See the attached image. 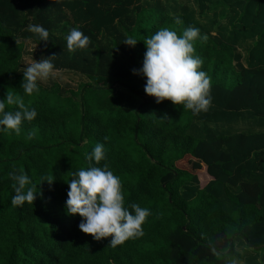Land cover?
I'll return each mask as SVG.
<instances>
[{
  "label": "trees",
  "instance_id": "obj_1",
  "mask_svg": "<svg viewBox=\"0 0 264 264\" xmlns=\"http://www.w3.org/2000/svg\"><path fill=\"white\" fill-rule=\"evenodd\" d=\"M31 24L49 41L38 42ZM72 27L89 36L87 48L66 49ZM162 27L207 36L194 45L211 80L206 112L155 103L132 73L143 41ZM23 40L85 82L24 95ZM124 90L140 97L134 110ZM8 94L37 116L19 134L0 131V264H264V0H0V100ZM96 142L106 152L97 166L119 176L125 206L151 212L144 235L116 247L81 232V217L64 209L66 182ZM15 171L39 191L33 204H11Z\"/></svg>",
  "mask_w": 264,
  "mask_h": 264
},
{
  "label": "clouds",
  "instance_id": "obj_2",
  "mask_svg": "<svg viewBox=\"0 0 264 264\" xmlns=\"http://www.w3.org/2000/svg\"><path fill=\"white\" fill-rule=\"evenodd\" d=\"M59 2L60 0H55V3ZM176 22L180 23L179 20ZM28 31L38 42L49 41V31L39 24L29 25ZM64 39L69 52L85 49L90 43L89 36L79 27H72ZM197 40H207V36L200 34L199 28L188 27L182 34H178L169 27H162L143 41L146 51L142 65L139 69L132 70L134 75L145 78L143 91L154 97L155 103L171 101L174 106L180 105L189 110L193 116L206 112L212 103L210 77L201 70L202 58L195 55L194 45ZM137 41L128 37L123 43L135 46ZM54 57L42 56L39 60L31 57V61L21 69L20 88L24 95L38 93L40 84L53 76L56 70ZM6 104L15 107L7 110ZM36 116V109L26 107L20 95L8 94L0 100V131L19 134L22 123L31 122ZM85 159L89 162L88 165L72 172L71 178L66 182L68 190L64 202L65 213L78 214L81 217L79 230L90 234L94 240L111 236L109 244L112 247L122 245L129 239L142 237V225L150 216V209L136 203L125 206L119 176L109 170L107 164L97 166L106 159L105 146L96 142ZM9 177L14 181L11 204H33L40 193L33 191L29 175L15 171L9 173ZM53 181L51 176L40 178V183L47 182L51 185Z\"/></svg>",
  "mask_w": 264,
  "mask_h": 264
},
{
  "label": "rangeland",
  "instance_id": "obj_3",
  "mask_svg": "<svg viewBox=\"0 0 264 264\" xmlns=\"http://www.w3.org/2000/svg\"><path fill=\"white\" fill-rule=\"evenodd\" d=\"M185 1V0H183ZM24 50H23V56L21 61V69L25 67L27 63L31 61V57L35 60H39L42 56L46 57L40 50V48L35 45L33 42L29 40H23ZM33 50V52H32ZM81 82H85V78L80 76L79 74H76L74 72L69 71H55L53 76L50 77V79L47 82L41 83L44 87H50L52 84H58L63 90H69V89H76L77 85ZM125 96L124 106L128 109L134 110L139 102L140 97L131 93L128 90L123 91ZM249 123V120L245 119L243 121H238L237 124L232 125L233 129L236 130H242L245 129L246 124ZM248 129L239 131V132H246ZM176 166L180 168H185L184 164L176 163ZM200 186L203 187L206 183L207 176L204 172L198 174Z\"/></svg>",
  "mask_w": 264,
  "mask_h": 264
}]
</instances>
